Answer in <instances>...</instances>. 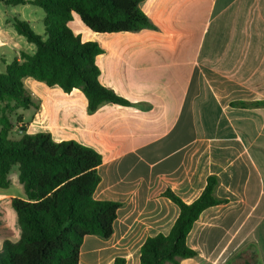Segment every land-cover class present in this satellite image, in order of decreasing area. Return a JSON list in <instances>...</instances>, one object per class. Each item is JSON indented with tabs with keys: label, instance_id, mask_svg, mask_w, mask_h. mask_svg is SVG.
I'll return each instance as SVG.
<instances>
[{
	"label": "crops",
	"instance_id": "0c3cea01",
	"mask_svg": "<svg viewBox=\"0 0 264 264\" xmlns=\"http://www.w3.org/2000/svg\"><path fill=\"white\" fill-rule=\"evenodd\" d=\"M140 8L155 29L82 39L103 50L100 83L131 106L89 114L81 90L26 80L35 103L26 132L97 151L94 198L121 205L113 235L87 236L79 264H140L146 240L168 235L179 216L165 193L192 204L211 176L224 203L194 223L186 243L197 255L180 264H264V107L238 105L264 102V0H145ZM9 188H0V250L21 235L11 200L26 196Z\"/></svg>",
	"mask_w": 264,
	"mask_h": 264
},
{
	"label": "trees",
	"instance_id": "16d2710c",
	"mask_svg": "<svg viewBox=\"0 0 264 264\" xmlns=\"http://www.w3.org/2000/svg\"><path fill=\"white\" fill-rule=\"evenodd\" d=\"M145 0H0L7 6L34 5L44 10L45 36L30 24L15 19L14 29L36 46L33 55L21 53L0 74V188L7 189L14 166L25 199L13 198L12 207L21 229L16 242L6 240L0 250V264H79L81 247L87 236L109 239L121 205L94 198L101 181L98 168L102 156L73 140L56 142L50 133H22L10 139L15 124L8 111L15 101L25 110L35 106L24 80L32 78L48 87L58 86L69 94L81 90L88 100V113L110 103L131 106L128 100L104 87L99 80L96 58L103 50L98 43L84 42L69 27L74 14L92 32L133 33L155 29L141 10ZM245 107H264V102L240 103ZM22 122V116L18 117ZM218 178L211 176L201 196L186 204L172 191L165 197L180 209L168 235L146 240L140 264H180L197 253L187 246V236L200 215L224 203L215 196ZM114 264H126L117 258Z\"/></svg>",
	"mask_w": 264,
	"mask_h": 264
},
{
	"label": "rangeland",
	"instance_id": "374dc122",
	"mask_svg": "<svg viewBox=\"0 0 264 264\" xmlns=\"http://www.w3.org/2000/svg\"><path fill=\"white\" fill-rule=\"evenodd\" d=\"M46 14L43 9L34 5H17L7 6L0 4V26L2 31L0 33V74L5 73L7 66L11 64L15 59L20 57L21 53H27L33 55L36 52V46L30 44L23 36L19 35L14 29V21L16 18L27 21L32 29L44 39L45 36V20ZM77 25L84 28V31H80L79 35L83 40L95 34L83 25L78 17H73L71 21V29L77 32L79 29ZM24 80L25 88L30 91L31 83ZM37 83H39L37 81ZM35 102H38L35 100ZM2 107L5 104H0ZM34 112V108L25 110L15 101L11 102V111H8L12 121L15 124L14 131L10 135V139L16 140L20 138L23 132H25L29 126L30 117ZM22 116V122H18V117ZM23 130V131H22ZM19 169L18 166H14L9 178L11 179L10 188L4 191L5 194H14L16 197H25V193L22 185L19 183ZM1 195V189H0ZM13 212H15L13 210Z\"/></svg>",
	"mask_w": 264,
	"mask_h": 264
}]
</instances>
